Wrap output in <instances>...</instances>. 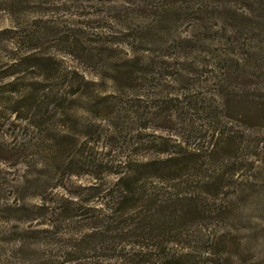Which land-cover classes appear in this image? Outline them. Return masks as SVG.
I'll use <instances>...</instances> for the list:
<instances>
[{
    "label": "rangeland",
    "instance_id": "obj_1",
    "mask_svg": "<svg viewBox=\"0 0 264 264\" xmlns=\"http://www.w3.org/2000/svg\"><path fill=\"white\" fill-rule=\"evenodd\" d=\"M121 8L117 0H44L14 17L0 7V264H264L257 122L222 116L224 130L241 140L230 158L203 156L200 170L165 178L134 172L137 162L167 157L164 150L197 146L205 155L208 139L197 138L209 132L199 117L195 135L168 125L181 134L175 147L156 110L144 108L154 102L146 89L121 104L114 85L77 57L90 38L116 49L114 60L155 48L125 36ZM51 66L60 96L39 114L27 111L31 101L20 98ZM81 77L93 84L77 92ZM100 94L111 113L97 103ZM169 198H194L204 213L150 231V205Z\"/></svg>",
    "mask_w": 264,
    "mask_h": 264
},
{
    "label": "trees",
    "instance_id": "obj_2",
    "mask_svg": "<svg viewBox=\"0 0 264 264\" xmlns=\"http://www.w3.org/2000/svg\"><path fill=\"white\" fill-rule=\"evenodd\" d=\"M117 1L122 8L115 11L116 23H125V36L140 43L150 42L155 48L151 52L145 49V53L143 49L133 50V56L114 60L116 49L100 38H90L80 44L77 57L114 85L121 104L122 97L140 87L146 89L154 102L144 108L156 110L167 134L173 131L166 128L168 125L179 127L186 134L199 133L194 126L198 117L209 132L197 138L208 139L205 155L201 154V147L182 149L181 134L171 133L180 151L164 150L165 158L137 162L134 172L165 178L172 171L200 170L203 156L230 158L241 140L224 130L222 116L230 122L254 121L264 129V0ZM40 3L44 0H0V5L14 17L20 10ZM182 25L185 30L176 32ZM48 70L46 77L33 82L25 90L26 97L20 98L24 103L31 101L27 111L34 114L48 109L60 96L54 82L58 70L52 66ZM79 82L82 84L77 86V92L83 84H93L84 77ZM163 83L172 85L171 92ZM101 95H97V103L111 113L112 108L105 104L107 96ZM121 104L116 106L124 109ZM160 139L167 144L169 138ZM182 200L169 198L149 204L154 208L144 218L147 228L164 231L195 213L203 215L200 202L194 198Z\"/></svg>",
    "mask_w": 264,
    "mask_h": 264
}]
</instances>
